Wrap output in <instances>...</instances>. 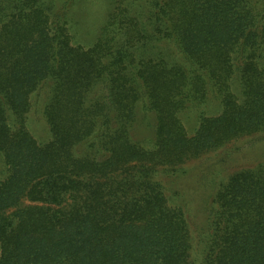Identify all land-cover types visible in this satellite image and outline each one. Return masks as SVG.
<instances>
[{
	"label": "trees",
	"instance_id": "1",
	"mask_svg": "<svg viewBox=\"0 0 264 264\" xmlns=\"http://www.w3.org/2000/svg\"><path fill=\"white\" fill-rule=\"evenodd\" d=\"M65 10L0 0V264H264V151L176 205L154 176L264 131V0H114L88 48Z\"/></svg>",
	"mask_w": 264,
	"mask_h": 264
},
{
	"label": "rangeland",
	"instance_id": "2",
	"mask_svg": "<svg viewBox=\"0 0 264 264\" xmlns=\"http://www.w3.org/2000/svg\"><path fill=\"white\" fill-rule=\"evenodd\" d=\"M55 1V7L59 2V9L66 6L67 18L65 26L71 37L72 44L81 45L85 48L90 47L94 41L101 21L106 13L112 9L114 0H59ZM68 1L66 4L65 2ZM73 1V6L69 5ZM65 3V4H64ZM71 9L68 10L67 8ZM65 10V12H66ZM72 13V14H71ZM66 14V15H67ZM69 17V16H68ZM151 51L155 56L161 57L167 64H172L170 47L165 45L162 39L151 42ZM158 51H162L158 54ZM157 52V53H156ZM169 66V65H168ZM42 99V98H41ZM41 99L36 97L32 99L30 111L27 114L25 124L30 133L39 141L45 142L48 139L47 126L41 116ZM187 123V122H186ZM188 131L191 132L192 122L187 123ZM264 131L239 137L224 146L205 153L197 158L186 161L181 165L173 167L176 174L179 175L174 179L172 171L162 172L161 169L155 172V179L159 181L164 190L169 205L179 203V195L187 194L190 189L198 188L202 193L201 176L207 177V163H215L218 166L216 181L225 180L230 174L252 166L259 161V156L264 151ZM198 173V174H197ZM197 174V177L195 175ZM208 180V179H207ZM195 205H191V212H196ZM190 218V217H189ZM188 221L191 223V219ZM194 232L192 231V234Z\"/></svg>",
	"mask_w": 264,
	"mask_h": 264
}]
</instances>
